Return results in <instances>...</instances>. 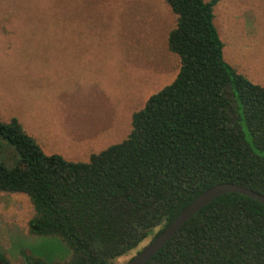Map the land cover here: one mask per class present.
Returning a JSON list of instances; mask_svg holds the SVG:
<instances>
[{
	"label": "trees",
	"instance_id": "1",
	"mask_svg": "<svg viewBox=\"0 0 264 264\" xmlns=\"http://www.w3.org/2000/svg\"><path fill=\"white\" fill-rule=\"evenodd\" d=\"M165 2L176 17L168 49L180 70L133 114L122 142L75 162L46 154L19 120H0V141L18 157L13 167L0 162V192L26 196L30 234L69 252L51 260L22 250L20 264H112L149 238L150 245L211 187L232 183L264 195V86L225 61L219 0ZM0 264L16 263L0 253ZM148 264H264V206L222 195Z\"/></svg>",
	"mask_w": 264,
	"mask_h": 264
},
{
	"label": "rangeland",
	"instance_id": "2",
	"mask_svg": "<svg viewBox=\"0 0 264 264\" xmlns=\"http://www.w3.org/2000/svg\"><path fill=\"white\" fill-rule=\"evenodd\" d=\"M214 14L225 61L264 86V0H219ZM175 25L165 0H0V120H19L46 154L88 162L122 142L133 114L176 79ZM17 161L0 141V162ZM33 216L26 196L0 192V253L16 264L22 250L67 258L60 241L30 234Z\"/></svg>",
	"mask_w": 264,
	"mask_h": 264
},
{
	"label": "water",
	"instance_id": "3",
	"mask_svg": "<svg viewBox=\"0 0 264 264\" xmlns=\"http://www.w3.org/2000/svg\"><path fill=\"white\" fill-rule=\"evenodd\" d=\"M225 194H240L264 206V195L232 183L211 187L189 204L180 215L140 254L127 264H148L180 231V229L200 211Z\"/></svg>",
	"mask_w": 264,
	"mask_h": 264
}]
</instances>
